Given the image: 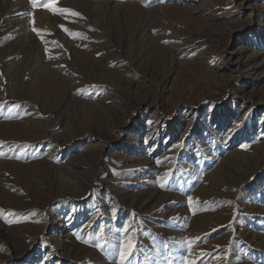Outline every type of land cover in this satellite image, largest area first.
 Masks as SVG:
<instances>
[{
    "label": "rangeland",
    "instance_id": "1",
    "mask_svg": "<svg viewBox=\"0 0 264 264\" xmlns=\"http://www.w3.org/2000/svg\"><path fill=\"white\" fill-rule=\"evenodd\" d=\"M46 3L0 0V264H264V0Z\"/></svg>",
    "mask_w": 264,
    "mask_h": 264
},
{
    "label": "snow or ice",
    "instance_id": "2",
    "mask_svg": "<svg viewBox=\"0 0 264 264\" xmlns=\"http://www.w3.org/2000/svg\"><path fill=\"white\" fill-rule=\"evenodd\" d=\"M33 4H36V0H32ZM45 7L49 8L51 11H53L54 13H60V14H64V13H71L72 15H79L78 13H74L72 12L70 9H66V8H58L56 6V0H48V3H46L44 5ZM34 31H36V29H33ZM65 31H67V29H65ZM39 34V33H38ZM70 35H77L74 33H70ZM0 155H3V153H0ZM166 176L168 175L167 173L165 174ZM161 180H164V177L161 178ZM161 187H164V183H161L160 185ZM191 203V201H190ZM123 231L125 233H128L124 236V238L121 240L120 244H119V248H118V264H128L129 258L133 256L135 250H136V243H135V239H134V233H129V228L125 227L123 229ZM99 240L103 241L104 239V230L101 229L100 230V234L97 237ZM192 245V241H188V247L190 248ZM99 247H101L102 249L105 247L104 243H100L98 244ZM188 264H194V262L189 261Z\"/></svg>",
    "mask_w": 264,
    "mask_h": 264
},
{
    "label": "bare ground",
    "instance_id": "3",
    "mask_svg": "<svg viewBox=\"0 0 264 264\" xmlns=\"http://www.w3.org/2000/svg\"><path fill=\"white\" fill-rule=\"evenodd\" d=\"M38 16H40V15H38Z\"/></svg>",
    "mask_w": 264,
    "mask_h": 264
}]
</instances>
